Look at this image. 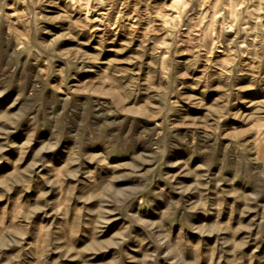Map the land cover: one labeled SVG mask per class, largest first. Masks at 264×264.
Wrapping results in <instances>:
<instances>
[{"label":"rangeland","instance_id":"374dc122","mask_svg":"<svg viewBox=\"0 0 264 264\" xmlns=\"http://www.w3.org/2000/svg\"><path fill=\"white\" fill-rule=\"evenodd\" d=\"M0 264H264V0H0Z\"/></svg>","mask_w":264,"mask_h":264}]
</instances>
